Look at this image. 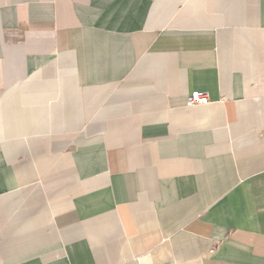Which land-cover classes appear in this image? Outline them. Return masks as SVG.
<instances>
[{
	"label": "crops",
	"instance_id": "obj_1",
	"mask_svg": "<svg viewBox=\"0 0 264 264\" xmlns=\"http://www.w3.org/2000/svg\"><path fill=\"white\" fill-rule=\"evenodd\" d=\"M0 264H264V0H0Z\"/></svg>",
	"mask_w": 264,
	"mask_h": 264
},
{
	"label": "built area",
	"instance_id": "obj_2",
	"mask_svg": "<svg viewBox=\"0 0 264 264\" xmlns=\"http://www.w3.org/2000/svg\"><path fill=\"white\" fill-rule=\"evenodd\" d=\"M209 102V96L207 92L194 90L190 92L187 98L188 105L202 104Z\"/></svg>",
	"mask_w": 264,
	"mask_h": 264
}]
</instances>
